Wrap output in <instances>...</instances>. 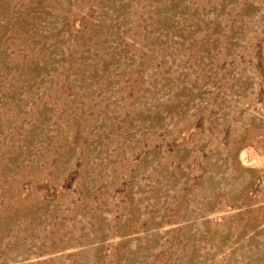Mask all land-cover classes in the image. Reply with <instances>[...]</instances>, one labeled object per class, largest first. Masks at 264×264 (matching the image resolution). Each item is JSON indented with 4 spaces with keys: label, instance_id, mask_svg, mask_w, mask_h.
I'll list each match as a JSON object with an SVG mask.
<instances>
[{
    "label": "rangeland",
    "instance_id": "obj_1",
    "mask_svg": "<svg viewBox=\"0 0 264 264\" xmlns=\"http://www.w3.org/2000/svg\"><path fill=\"white\" fill-rule=\"evenodd\" d=\"M0 264H264V0H0Z\"/></svg>",
    "mask_w": 264,
    "mask_h": 264
}]
</instances>
